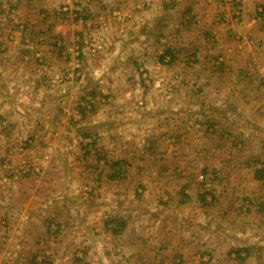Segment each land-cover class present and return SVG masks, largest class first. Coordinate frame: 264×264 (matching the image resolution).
<instances>
[{
    "label": "crops",
    "instance_id": "crops-1",
    "mask_svg": "<svg viewBox=\"0 0 264 264\" xmlns=\"http://www.w3.org/2000/svg\"><path fill=\"white\" fill-rule=\"evenodd\" d=\"M2 1L17 13L0 30V118L29 147L17 162L40 176L25 195L1 185L0 264H264V0H241L238 25L220 23L222 0H159L155 17L135 2L145 17L118 21L131 34L81 65L79 88L69 73L96 38L93 0ZM141 63L144 91L118 76ZM198 169L213 173V191L198 192ZM75 196L82 209L45 211ZM193 198L207 211L187 207ZM177 211L184 220H167ZM108 215L124 224L116 234Z\"/></svg>",
    "mask_w": 264,
    "mask_h": 264
},
{
    "label": "rangeland",
    "instance_id": "rangeland-1",
    "mask_svg": "<svg viewBox=\"0 0 264 264\" xmlns=\"http://www.w3.org/2000/svg\"><path fill=\"white\" fill-rule=\"evenodd\" d=\"M138 1H140L141 3H144L143 8L147 7V9L149 11L152 9L153 10L152 14H154V17L158 16L162 12L159 9V5H160L158 3L159 0H153V1H151V0L150 1L149 0H93L92 1V4H91L92 7L90 10V15H89L90 16L89 19L91 20V22H89V24H91V25L87 29V33L90 35L89 38L91 37V35L93 38L96 36V38H94L92 41H89L86 44H84V47H86V49H85L86 54L83 55V52L82 53L80 52V48L76 49L74 68H72L73 72L69 73V75H72V77L75 79V82H76L78 88L80 86H82L83 84L86 86L89 85V81L85 78H82L83 76L79 72V70H81V65L82 64L84 65V63H86L85 65H87L89 63L87 61V59H89V61L92 60L94 58L93 55L98 54V51H101V53L107 52L109 50L110 46L112 45V43L110 41L111 37H113V36L116 37L117 34L120 33L119 31H122V28L128 34L129 33L131 34L130 25L127 24V22H125L124 26H122V27L118 26L117 27V24L119 23L118 21L119 20L121 21L123 19L129 20L130 19L129 17H131V16L137 17V19H141L140 17H145L143 15L144 11H141V12L138 11L137 15L133 14L134 11L132 10V7L134 5H136L137 3H135V2H138ZM148 2L153 4V5L151 7L149 5L146 6V3H148ZM220 3H222L221 4L222 8H228V5H231V8L229 7L230 9H228L229 11L223 10L221 15L219 16L220 23H226V21L228 19H232L229 23H236V25H238L243 20L241 0H233V1L229 0V3H226L225 0H222ZM5 4H6V2H3L2 0H0V13L9 14V15H11V18L8 21L0 20V30L2 29V27L5 28L12 21H14L16 18V13H17V10L13 9V7L6 8V9L3 8ZM261 9L264 10L263 7H261L259 10L261 11ZM171 12L174 13L173 11H171ZM51 21H53V20L49 19V23ZM193 26H194V23H191L187 29H190ZM86 27H88V26H86ZM63 28H64V26H63ZM131 28H132V26H131ZM203 29H205V27H203ZM203 29H202V31H203ZM176 30H177L176 26L172 25L166 30V34L172 37L174 34L179 33ZM156 35L157 34L155 33V35L152 37L153 39L151 40L152 41L151 43L154 46H156ZM159 48H160V50L163 49L161 46H159ZM165 50H166V48H165ZM81 55H83L84 58ZM167 57L170 60V57L169 56H167ZM222 60L220 62H222ZM191 61L192 60L190 59L189 63ZM111 63H112V61H108L107 63L105 62V64H103V65H105V67H103V65H101L99 67L100 71H98V73H100L102 75L105 70L110 72L111 69L109 67H110ZM137 70H138V74H137L138 76L131 73L130 71H127L125 73H120V75H118V76L119 77L123 76V78H125L127 81H130L131 83H138V82L141 83L140 88L142 91H144V89H146L144 87V85H149L151 83V77H150V74L148 72L149 70L144 67L143 63L138 65ZM186 76H188V74ZM181 81H182V79H181ZM166 92L169 95L171 90L167 89ZM1 115L2 114H1V109H0V116ZM75 116L78 118L81 117L80 110L75 111ZM10 127H11L10 123H8V122L5 123V122H3V118H0V191L2 190L1 185L9 183L10 180H13L12 186L10 187V190L11 191L19 190L20 192H23L25 195L27 193V190H30L31 188L33 190H35L37 188V186H39L36 181H35L36 182L35 183V182L31 181L29 178H31V179L36 178L37 179V177L40 176V173L35 172V171L32 172L31 170L29 171V168L26 166V164L25 165H24V163L19 164V162H17V160L19 158H21V156H22L21 154H24L25 151L29 147H26L27 143L25 141L24 142L23 141L18 142V140L16 138V136H18V135H17V132L15 131V128H13V127L10 128ZM11 133L13 135L10 136ZM195 140H197V139H195ZM186 143L188 144L189 142H186ZM45 158H46V160L49 159V157H45ZM24 171L25 172L28 171L30 173L26 174V173H24ZM202 173H207V172H205L201 169H198L196 171L194 170L191 172V175L193 177L195 176V178H196V176H197V180L199 182V184H196V186L199 189L198 192L202 193L204 191H207V192L213 191V180L211 183V187H209L208 189L205 187L204 183H202L199 180V175ZM211 174L213 176L212 172H211ZM30 183H33V185L30 186ZM94 189L95 188H92L91 191H94ZM173 189H174V187H173ZM21 190H24V191H21ZM85 191L88 194L89 189L85 190ZM177 191H178V189L176 190V192ZM89 193L91 194L92 192L89 191ZM93 193H95V191ZM96 193H95V195L93 194L94 197L97 195ZM88 196L90 197L91 195L88 194ZM176 198H177V196H176ZM73 201L74 202L79 201V202L73 203L69 200L59 199L57 202H53L45 211L52 212V214H53V213H55V211L65 213V211H68L70 209L80 210L83 207L82 206L83 203L87 200H85V198H83L81 196H75ZM176 201H178V199ZM174 202H175V200H174ZM17 203H18L17 200H15L14 204L17 205ZM122 203H124L126 205L137 206V202H131L130 201L129 202L130 204L129 203L127 204L126 202H122ZM196 203H197V200H195L193 198V201L188 203V204H190V206L188 205L187 207H192V209L196 208L200 212H206L207 211V207L200 208V205H197ZM115 204H118V203H115ZM4 206H5V204H4ZM31 206H32V204L30 205V207ZM148 206H150V205H148ZM90 207L92 208L93 212L98 210L97 204H94L93 206L90 205L89 208ZM2 208H3V206L0 202V210ZM175 215H177L178 218L177 217L175 219L169 218L167 220H171L173 222L177 221V220L179 222H181L180 220H184L183 216H180L181 215L180 212L178 213V211H177ZM112 217L113 216H111V218ZM111 218H109V215H108L104 222L110 220ZM55 221H57V218H55ZM55 221L50 224L51 226L53 225L52 228L54 229V231H56V229H57L56 227H59L58 223ZM110 233L112 234L113 232L110 231ZM48 236H50V235L47 234V238H48ZM98 236H96V237H98ZM106 237L112 238L109 233H106ZM121 255H122V253L120 251L114 250V248H111V255H109V258L111 260H113L114 258L117 260L118 258L121 257ZM148 258H153L152 253H150V256H148ZM32 259L33 258H28V260L26 262H24V264H32L31 263ZM112 264H115V263H112Z\"/></svg>",
    "mask_w": 264,
    "mask_h": 264
},
{
    "label": "trees",
    "instance_id": "trees-1",
    "mask_svg": "<svg viewBox=\"0 0 264 264\" xmlns=\"http://www.w3.org/2000/svg\"><path fill=\"white\" fill-rule=\"evenodd\" d=\"M263 7H264V6H263ZM169 53H170V52L167 51L165 54H169ZM170 54H171V53H170ZM160 58H161V59L164 58V55H161ZM171 59H172V57H171ZM80 111L82 112V109H80ZM83 113H84V111H83ZM111 167H112V169H113L112 177H117V176H119V174H120V172H121V169L119 168V167H120V162H119V161H117V162H113V164L111 165ZM206 193H207V192H206ZM204 195H205V193H204ZM111 221L115 222V223H116L115 226L118 227V229L111 227L113 234H116L117 232H119V230H121V229L124 227V224H123L122 222H118V219H116V218L111 219L110 221H108L107 224H110ZM242 251H246V249H245V248L238 249V250L235 251V253H236V255H237L238 257H240V254H241L240 252H242Z\"/></svg>",
    "mask_w": 264,
    "mask_h": 264
},
{
    "label": "built area",
    "instance_id": "built-area-1",
    "mask_svg": "<svg viewBox=\"0 0 264 264\" xmlns=\"http://www.w3.org/2000/svg\"><path fill=\"white\" fill-rule=\"evenodd\" d=\"M261 11H262V9H261ZM10 18H11V15L0 13V20L8 21ZM199 180L202 183H204L205 187L208 189L209 187H211L213 176H212L211 172L202 173V174L199 175Z\"/></svg>",
    "mask_w": 264,
    "mask_h": 264
}]
</instances>
